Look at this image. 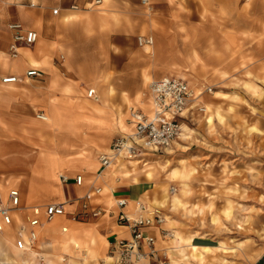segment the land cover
Listing matches in <instances>:
<instances>
[{"label":"crops","instance_id":"1","mask_svg":"<svg viewBox=\"0 0 264 264\" xmlns=\"http://www.w3.org/2000/svg\"><path fill=\"white\" fill-rule=\"evenodd\" d=\"M177 1L148 0L145 5L141 0H102L99 6H92V0H34L36 7L31 8L27 0H8V6H14L15 19L7 24L3 21L1 27L0 78L16 76L19 81H0V191L5 197L10 189H17L26 207L62 204L64 209L63 216L40 227L33 249L41 251L45 238L59 251L72 247L94 256L88 242L91 238L97 240L96 252L101 255L108 244L111 252L116 239L129 237L128 230L116 221L120 210L116 202L125 199L123 211L134 213L135 203L147 192V182L137 181L129 167L146 156L136 161L117 156L108 168L101 166L99 156L109 153L113 139L131 131L128 108L142 112L147 108L146 99L144 106L138 104V91L144 84L159 76L175 75L177 69L195 71V45L210 39L202 28L238 27L239 22L254 20V13L251 17L245 14L241 1L229 11L227 0H208L209 9L202 16L199 9L198 18L195 6L189 3L185 11ZM55 8L59 9L57 15L52 14ZM183 12L186 19L181 18ZM11 23H21L38 34L34 45L18 49L17 58L11 57L9 49ZM140 37H150L153 42L139 44ZM184 37L188 40L182 41ZM223 54L203 55L197 77L204 79L219 69L220 64L206 61L222 59ZM31 68L39 75L26 77ZM85 73L93 77L97 101L85 96L78 84ZM134 77L136 86L129 83ZM201 106L205 104L198 97L182 114L178 140L189 138L186 133L191 130H184L190 129L195 117L205 116L206 112L198 111ZM76 176L82 177L81 185L76 184ZM95 187L101 188L100 194L92 193ZM86 195L89 209L84 214L81 204ZM94 208L101 209L97 217L90 213ZM79 213L82 221L71 218ZM21 218L14 215V228L6 227L0 233L13 241Z\"/></svg>","mask_w":264,"mask_h":264},{"label":"rangeland","instance_id":"2","mask_svg":"<svg viewBox=\"0 0 264 264\" xmlns=\"http://www.w3.org/2000/svg\"><path fill=\"white\" fill-rule=\"evenodd\" d=\"M240 1L245 14L251 17L254 13V20L239 22L238 27L202 28L210 39L195 45V71L177 69V74L167 75L189 82L195 94L210 87L211 92L199 97L211 110L206 109L204 117H195L189 127L194 132L186 133L189 138L174 141L129 167L137 181L147 182V192L138 201L150 210H159L164 217L160 226L151 229L155 237L153 255L138 264H264V0H227L229 11ZM8 3L0 0V36L3 21L7 24L15 19L14 6ZM177 3L185 11L189 3L195 6L197 18L199 9L202 16L210 6L208 0ZM183 13L185 17L181 18L186 19L187 13ZM218 38L227 42L216 43ZM218 52L224 53L222 59L206 62L221 67L199 79L202 56ZM164 76L143 85L138 91L139 96L142 94L138 104L144 106L143 93L147 94L152 81ZM80 78L78 84L86 96L93 77L85 73ZM129 81L136 86V77ZM213 113L212 124L208 125L206 120ZM149 168L151 176L147 178ZM172 196L178 198L175 204ZM4 234L0 264H115L113 258H107L111 255L109 244L98 255L95 238H91L94 244L88 241L94 256L88 251L86 256L83 250L72 247L59 251L45 238L41 251H19Z\"/></svg>","mask_w":264,"mask_h":264},{"label":"built area","instance_id":"3","mask_svg":"<svg viewBox=\"0 0 264 264\" xmlns=\"http://www.w3.org/2000/svg\"><path fill=\"white\" fill-rule=\"evenodd\" d=\"M27 1L28 7H36L34 0ZM101 3L102 0H92L91 5L99 6ZM141 3L146 5L148 0H141ZM71 8L77 9V6L72 5ZM58 12V8L52 10L53 15H57ZM8 28L12 33V44L9 47L12 58L18 57L20 47H30L38 40L37 32L25 29L21 23H11ZM138 42L152 44L153 41L150 37L146 39L140 37ZM37 75L39 72L36 68L27 70L25 74L26 77ZM0 81L2 84H13L18 82L19 78L2 76ZM203 92H211V88L204 87L202 92L195 94L187 81L178 77L164 76L152 81L147 90V95L151 98L152 115L149 116L137 108L130 107L127 121L131 125V132L113 139L109 153L99 156L101 166L107 168L117 156H122L126 160L141 159L171 146L181 135L182 114ZM87 96L94 97L95 91L89 89ZM198 111L204 113L205 107H199ZM38 118L42 119L40 116ZM61 179L64 182L67 180L66 177ZM82 180L81 176L75 177L77 185H81ZM100 192V187L92 190L94 194ZM87 199L86 195L81 204L84 214H87L86 210L89 209ZM116 204L120 209L116 221L128 230L129 237L116 239L113 242L110 257L114 259L115 264H138L153 255L155 237L151 229L160 226L164 222V217L159 210H150L139 201L135 203L134 214L123 211L127 206L125 199L117 200ZM90 213L93 217H97L101 214V209L94 208ZM14 215H22L13 232L14 247L21 251H29L34 248L39 228L43 223L52 220L53 217L64 215V209L62 204L26 207L21 204L17 189H10L5 197L0 191V232H4L6 227L14 228ZM80 215V213L72 215V219L77 220Z\"/></svg>","mask_w":264,"mask_h":264},{"label":"bare ground","instance_id":"4","mask_svg":"<svg viewBox=\"0 0 264 264\" xmlns=\"http://www.w3.org/2000/svg\"><path fill=\"white\" fill-rule=\"evenodd\" d=\"M94 91H95V89H93ZM88 92H89V90L87 91V93L86 94H88ZM96 93V92H95ZM140 97H142V94H141V96ZM143 97L146 99V101H147V108L146 109H142L147 115H149V116H151L152 115V103H151V98H150V96L149 95H147V94H145V93H143ZM94 99L97 101L98 100V97H97V95L95 94V96H94ZM207 110H211V108H210V106H208L207 108H206ZM42 119H44L45 117L44 116H42V115H39ZM214 116H215V114L213 113V114H210L209 116H208V118H207V120H206V122H207V124L208 125H211L212 124V121H213V118H214ZM130 125V124H129ZM130 127H131V125H130ZM188 130H191V129H188V128H185V132L186 131H188ZM131 132V131H130ZM194 131H190V133H193ZM129 133V132H128ZM112 164V163H111ZM108 167H110V166H108ZM107 167V168H108ZM172 201H173V204H175V202L177 201L178 202V200H177V198H176V196H172ZM154 209V208H153ZM136 212V210L134 211V213ZM133 213V214H134ZM63 216V215H62ZM58 217H60V216H58ZM57 217H53V219L52 220H50V221H48V222H45V223H50V222H52V221H54L55 219H56ZM45 223H43V225L45 224ZM42 225V226H43ZM41 226V227H42ZM40 229V228H39ZM65 230H67V228L66 227H63V228H61V232L62 233H65L64 231ZM5 232V231H4ZM1 234L2 233H0V241L2 240L1 239ZM16 249V248H15ZM75 249H79V245H77V244H75ZM18 250V249H17ZM19 251H21V250H19Z\"/></svg>","mask_w":264,"mask_h":264}]
</instances>
